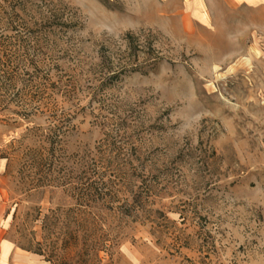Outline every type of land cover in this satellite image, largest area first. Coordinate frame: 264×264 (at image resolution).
<instances>
[{"label":"rangeland","instance_id":"374dc122","mask_svg":"<svg viewBox=\"0 0 264 264\" xmlns=\"http://www.w3.org/2000/svg\"><path fill=\"white\" fill-rule=\"evenodd\" d=\"M0 264H264V0H0Z\"/></svg>","mask_w":264,"mask_h":264}]
</instances>
